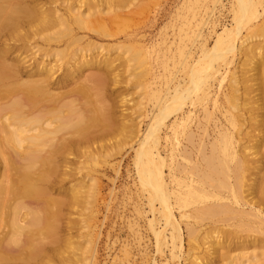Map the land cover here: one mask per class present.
<instances>
[{
  "label": "bare ground",
  "instance_id": "6f19581e",
  "mask_svg": "<svg viewBox=\"0 0 264 264\" xmlns=\"http://www.w3.org/2000/svg\"><path fill=\"white\" fill-rule=\"evenodd\" d=\"M32 1L44 0H0V264H25L60 242L65 206L76 204L79 191L73 182L78 151L114 128L98 98L106 95L104 70L112 58L80 47L94 28L95 0H64L78 1L64 13ZM231 11L230 26L212 47L203 42L198 58L180 48L188 80L164 94L156 90L146 130L135 121L120 126L123 141L138 138L134 164L154 214V264L180 258L185 264H245L247 255L248 264H264V41L258 50L248 45L254 37L242 38L254 73H233L222 116L212 128L193 127L198 105L210 98L243 30L264 29L261 0H234ZM35 47L53 60L31 63ZM131 59L144 63L137 52ZM102 116L107 128L93 130ZM64 176L71 178L68 202L57 192ZM240 245L251 250L242 252Z\"/></svg>",
  "mask_w": 264,
  "mask_h": 264
},
{
  "label": "rangeland",
  "instance_id": "374dc122",
  "mask_svg": "<svg viewBox=\"0 0 264 264\" xmlns=\"http://www.w3.org/2000/svg\"><path fill=\"white\" fill-rule=\"evenodd\" d=\"M232 1L234 0L94 1L91 9L95 13L92 16L94 28L86 32L88 35L80 47H83L81 51L95 53L97 57L112 58L110 70H104L108 73V87H105L106 95L102 97L105 99L102 100L100 96L98 98L100 104L104 103L101 105L111 109L108 108L112 113L109 122L113 123L114 128L107 130L96 143L91 142L92 146L87 143V146L90 144L89 148L84 144L86 147L81 146L78 151L76 168L74 167L76 180L73 182L80 192L76 193L77 201L73 207H69V204L65 206L61 221L62 241L49 245L47 254L27 260L25 264H69L76 259H87L92 264H154L156 238L150 223L154 214L150 210L148 192L138 182L134 164L135 149L138 147L135 142L138 138L123 141L119 134L120 126L131 125L135 121L136 124L140 122L141 127H138L142 132L146 130L156 109V92L160 89L164 94L173 89L177 82L188 80V69L182 63L184 58L180 54V48L192 52L194 58H198L203 42L208 48L212 47L217 34L224 26L232 23ZM261 1L264 5V0ZM32 2L45 7L56 6L60 13H64L65 7L76 1ZM263 20L264 17L258 21L262 23ZM254 29L251 30L252 33L248 28L243 30L242 37L237 40L238 50L230 56L231 63L222 68L223 76L214 82L210 98L198 105L193 122L196 131L199 123H202L201 127L207 125L212 128L215 120L222 116L226 94H230L232 74L241 77L243 74L254 73L246 61L248 46H241L242 38L250 39L252 36L253 41L248 45L258 44L259 47L254 49H260L261 41H264V29ZM32 41L34 46L35 41ZM89 41L93 43L87 45ZM97 44L103 47L97 49ZM134 52L144 60L143 65L131 59ZM29 58L31 63L42 59L48 62L53 60V57L46 55L45 50L39 51L38 47L30 51ZM94 70L96 72L97 68L94 67ZM94 70H88L86 74ZM60 73L61 71L58 74ZM240 87V92H243V85ZM189 108L191 107L188 105L187 109ZM101 118L103 116L99 118V123L95 122L97 124L92 126L93 130L107 128L105 124L108 121ZM182 141L184 145L188 144L184 138ZM250 144L255 145V141L251 140ZM120 145L121 147H117ZM261 151L264 153V147ZM65 168L64 170H69ZM168 170L169 168L166 174L169 173ZM63 178L62 187L57 192L61 190V198L68 202L71 195L65 190L71 185V178ZM240 246L238 247L242 252L251 250ZM169 253L168 251L167 254ZM248 257L249 255L244 259L245 264L249 263ZM185 263L184 258L174 261V264Z\"/></svg>",
  "mask_w": 264,
  "mask_h": 264
}]
</instances>
